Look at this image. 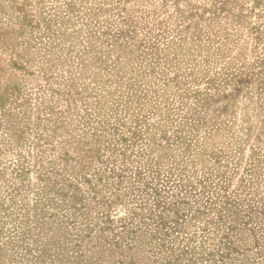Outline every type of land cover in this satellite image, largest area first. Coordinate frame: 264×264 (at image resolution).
Masks as SVG:
<instances>
[{
	"label": "rangeland",
	"instance_id": "1",
	"mask_svg": "<svg viewBox=\"0 0 264 264\" xmlns=\"http://www.w3.org/2000/svg\"><path fill=\"white\" fill-rule=\"evenodd\" d=\"M0 264H264V0H0Z\"/></svg>",
	"mask_w": 264,
	"mask_h": 264
}]
</instances>
